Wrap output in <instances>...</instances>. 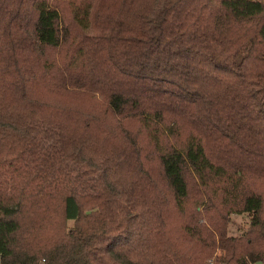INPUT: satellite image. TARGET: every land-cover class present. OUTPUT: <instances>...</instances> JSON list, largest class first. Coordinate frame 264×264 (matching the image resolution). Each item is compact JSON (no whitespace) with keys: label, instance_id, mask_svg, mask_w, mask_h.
<instances>
[{"label":"trees","instance_id":"obj_1","mask_svg":"<svg viewBox=\"0 0 264 264\" xmlns=\"http://www.w3.org/2000/svg\"><path fill=\"white\" fill-rule=\"evenodd\" d=\"M211 258L264 264V0H0V264Z\"/></svg>","mask_w":264,"mask_h":264},{"label":"rangeland","instance_id":"obj_2","mask_svg":"<svg viewBox=\"0 0 264 264\" xmlns=\"http://www.w3.org/2000/svg\"><path fill=\"white\" fill-rule=\"evenodd\" d=\"M231 224L229 226V232L230 234H236L239 230L245 229L247 227L248 217L245 215H232L231 216ZM70 224V222H69ZM213 259V258H211ZM210 259V260H211Z\"/></svg>","mask_w":264,"mask_h":264},{"label":"built area","instance_id":"obj_3","mask_svg":"<svg viewBox=\"0 0 264 264\" xmlns=\"http://www.w3.org/2000/svg\"><path fill=\"white\" fill-rule=\"evenodd\" d=\"M209 264H216L213 259L209 260Z\"/></svg>","mask_w":264,"mask_h":264},{"label":"water","instance_id":"obj_4","mask_svg":"<svg viewBox=\"0 0 264 264\" xmlns=\"http://www.w3.org/2000/svg\"><path fill=\"white\" fill-rule=\"evenodd\" d=\"M257 264H262V262L261 261H258Z\"/></svg>","mask_w":264,"mask_h":264}]
</instances>
